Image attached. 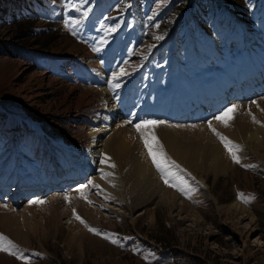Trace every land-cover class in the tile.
<instances>
[{
  "label": "rangeland",
  "instance_id": "obj_1",
  "mask_svg": "<svg viewBox=\"0 0 264 264\" xmlns=\"http://www.w3.org/2000/svg\"><path fill=\"white\" fill-rule=\"evenodd\" d=\"M235 1L0 0V183L16 179L7 185L17 189L20 179L38 182L50 158L66 165L62 149L51 153L41 144H84L102 104L122 108L111 121L118 138L107 140L89 174L48 190L0 189V237L11 241L0 239L9 249L0 251V264H264V0H243L246 18L227 5ZM21 25L29 26L25 35ZM122 69L126 74L114 79ZM98 85L106 95L82 111L81 92ZM216 94L223 100L212 109ZM162 99L160 114L173 107L185 117L144 113L148 102ZM232 105L225 127L214 117ZM143 120L165 122L154 133L179 165L169 169L172 187L134 127ZM209 121L239 147L240 164ZM166 135L197 150L218 147L219 172L210 158L207 169L180 163ZM126 149L133 157L145 153L152 166L149 186L138 193L128 187L133 159ZM35 174L39 179L29 177ZM83 185L87 199L77 191Z\"/></svg>",
  "mask_w": 264,
  "mask_h": 264
},
{
  "label": "bare ground",
  "instance_id": "obj_2",
  "mask_svg": "<svg viewBox=\"0 0 264 264\" xmlns=\"http://www.w3.org/2000/svg\"><path fill=\"white\" fill-rule=\"evenodd\" d=\"M176 81L178 82V79H174L173 87H176V85H177ZM255 81H257V80H255ZM101 82L103 83L104 81L101 80ZM101 82L99 81V83H101ZM227 83H228L227 81H226V83L223 82V84H221L219 86L218 89H219L220 95L223 94V91L226 90V84ZM262 85H264V83ZM256 89H259V86L256 87ZM104 91H105V89L101 88L100 86L98 87V89L86 88L82 92L80 91L81 95H82V96L80 95V97L87 98V101H86L87 103L83 108L84 110L82 109V111H89L90 109H93V110L96 109L97 108L96 103L98 102V95L103 97L104 95H106V92H104ZM107 92H108V90H107ZM232 92H233V90H232ZM230 94H232V93H230ZM205 96H207V95H205ZM214 97H216V99H214ZM219 98H218V95L216 94V95H213V98L211 100H208L211 104L212 109H214V107L217 106L218 101L223 100V99H219ZM106 99H108V98H106ZM198 101H199V99H198ZM164 104H165L164 99H162L158 102H150V103L148 102V104L146 105V108H144V113H148V114L153 113V115L154 114H160V113H162V109L164 108L163 107ZM75 109H76V107H73V111ZM121 109H122L121 106H116L115 104L113 105V104H110L107 102L102 104L100 106V108H98V111L96 113L97 115L95 116V118H93V122L91 123V125L87 129V132L85 134L86 139H84V144H81L80 142H78L79 140L78 141H76L74 139L63 140L62 138L49 142L48 146H43V144H41L42 148L44 150L48 149L49 152H51V153L56 149L57 150L59 148L62 149V152L64 153V155L66 157V160L68 159V161L66 162V165H58L57 164L56 166H54L55 161H56L55 159L50 158V159H47V161L45 159V161L47 162L46 164H47L48 168H47V171H44V174L38 180L39 186L35 185L38 182L24 181V180L20 179L17 183V186H18L17 189H15V188L14 189L15 190H21V189L26 190L27 188H30V189L34 190V189H38V188L39 189L45 188L47 190V188H52V187L57 188V187L63 186V184L72 183L73 180H76L81 176H85V175L89 174V172H91L94 168V162L99 160V158H100L99 156L102 153V149H104L105 146H107V140L118 138L116 136L112 137V135H114L113 134L114 128H111V124H112L111 121L112 120H118V118H119L118 116L122 115L119 112ZM210 111L211 110H209L208 112H210ZM164 114H165V116L173 117V118H175V117H179V118L182 117L183 118L185 116L180 111L173 109V107L170 108L169 113H163L162 115H164ZM196 115H198V114L196 113ZM239 134L242 135V133H239ZM168 135H170V132H168ZM76 136H78V135H76ZM83 136H84V134H83ZM255 136H257V135H255ZM255 136H253V137H255ZM165 137H167V139H168V144H169V146L167 147L168 151L176 159H178L180 161V163H182L183 165H185L189 169H195V168L207 169V168H209L207 163H208V158H210V159H212L213 164L215 165V166H213V170L215 172L216 171L219 172L218 170L220 169L219 168L220 165H219V161L217 162V159H218L220 153L222 155V152H220L218 147H216L215 145L213 147L212 146H210V147L205 146L204 149L202 148L203 150H197L191 145H187V146L186 145L185 146L180 145L178 142H176L174 140V138L168 137L167 135ZM124 138H126V137H124ZM253 139H256V138H252L251 140H253ZM93 148H95V149H93ZM96 148H98V149H96ZM38 151H40V150H38ZM81 151H83L82 154H80ZM118 151H121V150H119L118 145H117V148H115V153H114V157H115V159L117 157V160H119V157L121 155L118 153ZM126 151H127V149H126ZM126 151H125V153L129 154L128 153L129 149L127 152ZM132 153H130L131 155L129 154L130 155L129 157L127 156L128 157L127 160L129 158H131L130 160L133 159L130 166H129L130 173H129V178L127 179L128 180L127 183H128V187H129L130 192H132V193L137 192L138 193L139 191H141L146 186H149L148 182L151 178L152 166H151L150 161H149V159L145 153H142L141 155H138L136 157H133ZM50 170H52V171H50ZM45 173H47V175H45ZM98 181L100 183L103 182L102 176L100 178H99V176L97 177L96 182H98ZM7 184H9V182H6V183L1 182L0 183V189H4L5 187L7 188ZM12 186H15V185L13 184ZM46 190H44V192ZM12 195L14 197H16L19 194L17 192L16 193H10V196H12ZM232 205L236 209L241 208L237 202H233Z\"/></svg>",
  "mask_w": 264,
  "mask_h": 264
},
{
  "label": "snow or ice",
  "instance_id": "obj_3",
  "mask_svg": "<svg viewBox=\"0 0 264 264\" xmlns=\"http://www.w3.org/2000/svg\"><path fill=\"white\" fill-rule=\"evenodd\" d=\"M114 30V29H113ZM157 39H162L163 37H156ZM126 72L122 69L118 74L114 75V79H119L120 76L125 75ZM115 87H119V84H116ZM236 110V106L232 105L228 108H226L220 115L215 116L214 119L223 123L225 127L228 126L229 121L233 118L232 113H234ZM254 122H258L255 120V117H253ZM131 123V121H129ZM165 123L164 121L159 120H143L139 123H136L134 125L136 131L140 134L141 139L143 140L144 147L147 150L148 156L150 157L153 165L157 169L158 172L161 173L162 178L164 179V182L166 185L172 187L173 185L170 183V180L168 179L169 176L173 175L169 171L171 168H179V165L176 164L175 161H173L170 157H168L167 153L164 151L163 146L161 145L159 139L156 137L154 133V129L158 127L159 125ZM208 127L211 129L214 135H216L221 143L224 145L225 149L228 150L229 155L231 156L232 160L236 164H240V158L237 155V152L240 150L239 147L234 144L231 140H229L227 137L221 135L219 132L216 131L215 128L212 127L211 121L208 122ZM107 159H105L104 162H107ZM111 167H115L114 164L110 165ZM92 184V182H89ZM93 187H99L98 185L92 184ZM88 185H83L80 188L77 189L78 192L81 194L82 199H87V197L84 195V189H86ZM180 191H184L182 188H178ZM66 200H70L71 198L69 196H65ZM240 199L243 202H248V199L244 196V194H240ZM90 202V201H89ZM31 204H42L44 201L40 200H33L30 201ZM75 214V213H74ZM76 219L80 220L81 223H85L78 215L76 216ZM87 226V225H86ZM89 231L100 235L99 231L94 228H89ZM106 239H111L109 236H105ZM0 239H3L7 241L6 237H0ZM112 243H117L115 239L111 240ZM8 244H11V241H7ZM0 251H9L7 247H0ZM15 255V253H11ZM21 259H25L23 256L20 257Z\"/></svg>",
  "mask_w": 264,
  "mask_h": 264
},
{
  "label": "trees",
  "instance_id": "obj_4",
  "mask_svg": "<svg viewBox=\"0 0 264 264\" xmlns=\"http://www.w3.org/2000/svg\"><path fill=\"white\" fill-rule=\"evenodd\" d=\"M254 2L256 4H259L260 0H254ZM253 3V1H252ZM251 3V4H252ZM230 8L236 7V9L239 11L238 13L236 12V15L241 18V17H245L246 15V11H245V7H244V2L243 0H239V1H235V2H230L229 4H227ZM29 25V24H26ZM24 26L21 25L20 27H18V34L19 35H25V29L27 30L29 28V26Z\"/></svg>",
  "mask_w": 264,
  "mask_h": 264
}]
</instances>
